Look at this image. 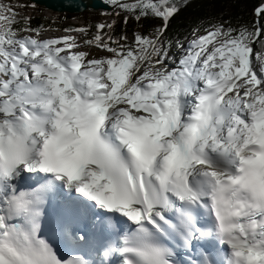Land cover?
Wrapping results in <instances>:
<instances>
[{"label": "snow or ice", "instance_id": "6c2138e0", "mask_svg": "<svg viewBox=\"0 0 264 264\" xmlns=\"http://www.w3.org/2000/svg\"><path fill=\"white\" fill-rule=\"evenodd\" d=\"M108 2L163 24L131 44L98 24L83 43L110 55L89 59L0 3V264H264V23L194 30L177 57L175 0ZM56 197L73 215L49 227Z\"/></svg>", "mask_w": 264, "mask_h": 264}, {"label": "trees", "instance_id": "16d2710c", "mask_svg": "<svg viewBox=\"0 0 264 264\" xmlns=\"http://www.w3.org/2000/svg\"><path fill=\"white\" fill-rule=\"evenodd\" d=\"M181 5L180 11L170 20L167 31L165 32V44L171 43L170 53L174 56L181 51L176 46V41L187 44L192 38L195 30V34H202L204 29L208 28L212 24L223 23L225 27H232L239 29L241 27H247L252 29V26L260 19L264 23V18H258L256 15V9L264 3V0H183L181 3L175 0ZM112 7L113 20L108 24L114 26L109 29L105 28L103 33L109 34L114 38L121 36H127V43H133L135 35L137 33L146 35L151 29L163 24L162 20L154 18H141L137 21L133 17H129L128 22H124V17L127 15L123 10L107 2ZM119 13V15H117ZM27 16L25 13L19 16L21 21L15 25L16 28L26 27L23 18ZM31 17V28L51 29L56 26L50 24L49 20L39 16H27ZM101 24L94 22L88 24L86 27L89 29L87 35L84 33L85 39H91L96 34V26ZM107 24V23H106ZM58 27V26H57ZM75 28L73 25L60 26L58 28ZM23 32L20 33V35Z\"/></svg>", "mask_w": 264, "mask_h": 264}, {"label": "rangeland", "instance_id": "374dc122", "mask_svg": "<svg viewBox=\"0 0 264 264\" xmlns=\"http://www.w3.org/2000/svg\"><path fill=\"white\" fill-rule=\"evenodd\" d=\"M104 2H108V0H103ZM180 3L183 0H178ZM127 2V0H126ZM0 3H4V4H11V5H18V4H27V5H31L32 3L26 1V0H0ZM20 16H22L23 13H25L27 16L31 15V16H39L42 18H45L47 20H49L50 24L54 25V26H68V25H79L81 27H86L88 24H92L94 22H99V23H104V24H108L109 22H111L113 20L112 14L111 12H100V11H91L88 10L84 13L81 14H58V13H54L52 11H49L41 6H37L35 5V7H27V8H19L18 9ZM160 26H156L153 29H151L146 35L148 36H155L156 35V30L159 28ZM54 33H49V32H45L40 34L41 39H49L53 36ZM22 36L24 35H35V34H30V33H24L21 34ZM59 35V33H58ZM64 36H75L78 38V41L81 44V47L79 49H75V51H84L89 53V59H93V58H102L105 56H109L110 53L101 50L100 48H97L95 45H87L84 44L83 41L85 40L84 38V33L82 32H71L69 35L67 33H63L62 37ZM163 40L165 42L166 37L164 34ZM181 53L178 52L176 54V56H180Z\"/></svg>", "mask_w": 264, "mask_h": 264}, {"label": "water", "instance_id": "95a60500", "mask_svg": "<svg viewBox=\"0 0 264 264\" xmlns=\"http://www.w3.org/2000/svg\"><path fill=\"white\" fill-rule=\"evenodd\" d=\"M58 14H81L88 10L111 12L112 7L103 0H26Z\"/></svg>", "mask_w": 264, "mask_h": 264}, {"label": "bare ground", "instance_id": "6f19581e", "mask_svg": "<svg viewBox=\"0 0 264 264\" xmlns=\"http://www.w3.org/2000/svg\"><path fill=\"white\" fill-rule=\"evenodd\" d=\"M65 14V13H64Z\"/></svg>", "mask_w": 264, "mask_h": 264}]
</instances>
